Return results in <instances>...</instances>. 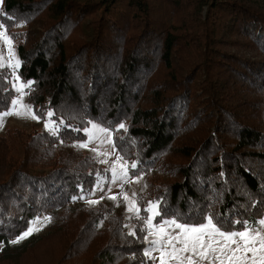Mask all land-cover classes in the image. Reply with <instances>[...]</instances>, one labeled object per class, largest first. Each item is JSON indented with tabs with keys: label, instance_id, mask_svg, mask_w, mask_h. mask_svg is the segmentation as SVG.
I'll return each instance as SVG.
<instances>
[{
	"label": "trees",
	"instance_id": "16d2710c",
	"mask_svg": "<svg viewBox=\"0 0 264 264\" xmlns=\"http://www.w3.org/2000/svg\"><path fill=\"white\" fill-rule=\"evenodd\" d=\"M163 6L168 12L160 15ZM0 23L15 42L32 109L55 122V131L0 138V261L13 260L15 251L22 257L40 240L33 233L12 243L30 221L69 205L96 182V164L87 156L72 161L68 154L48 172L34 170L48 149L87 139L84 130L95 121L112 132L132 176L150 172L163 154L185 158L176 168L165 162L179 177L160 199L154 196L164 218L199 223L212 215L234 229L241 225L230 221L259 220L264 6L254 0H3ZM230 32L244 45L237 54L219 52ZM15 97L12 71L2 66L0 112ZM11 151L24 156L7 159ZM90 214L89 224L104 217ZM116 227L101 250L109 257L103 264H153L141 253L142 241L132 240L137 234L121 235Z\"/></svg>",
	"mask_w": 264,
	"mask_h": 264
},
{
	"label": "rangeland",
	"instance_id": "374dc122",
	"mask_svg": "<svg viewBox=\"0 0 264 264\" xmlns=\"http://www.w3.org/2000/svg\"><path fill=\"white\" fill-rule=\"evenodd\" d=\"M156 1L159 2V0ZM163 1L164 0H161L162 5ZM254 1H257L261 6H264V0ZM2 6L3 0L2 3H0V12ZM163 8L166 10H160V12H158L160 15L168 12L166 6H163ZM189 12H192V9H189ZM202 15L204 16V13H202ZM15 29L18 30V27ZM19 29L22 30L23 27H20ZM0 32L10 37V34L5 27L0 29ZM226 37L227 39L222 43V38L218 36L219 42L222 43L221 46H219V52H231L237 54V51L242 50L244 45H237L236 42L237 39H239L238 37H240V34L230 32V35L227 36L226 34ZM11 41V46H9L3 37L0 36V58H2L3 67H8L12 71V84L16 91V97L14 99L20 101V104L17 105L16 111H21L23 105H31V103L28 100L27 84L18 74L20 60L17 54L16 45L13 39H11ZM9 47H11V53L9 52ZM244 53L246 54L245 57L251 58L253 52L249 51V48L245 45ZM17 89H20V91H17ZM8 110H11V107ZM46 124H48L49 127L46 128ZM93 124L105 128L101 123L95 121L92 122L87 129H91ZM36 130L55 131V122L50 119L40 118V120L37 121L30 116L9 115L4 117L2 123H0V138L9 141L17 132L19 135L23 134L21 140H24L25 137L29 138L28 136L31 133L36 132ZM109 132L110 138L113 140V134L110 130ZM97 135L101 139L104 138L103 134L97 133ZM82 143H87V147H78V145ZM93 149H95V151ZM41 150L43 151V148H41ZM103 153H109V155H103ZM68 154L71 156L70 160L72 161H79L86 158V156L89 157L94 164H96L95 171H98L96 173L97 176L95 177L96 182L94 180L91 181L89 187L87 186V191L83 192L80 198L71 201L69 205L66 204L54 209H48L30 221L28 228L33 227V221H37V218H39L38 222L34 225V230L31 234L40 233V240L22 257L15 255L17 253L15 251L13 254L17 259H14L13 257V260H2L0 261V264H103L108 261L109 257L103 258L101 250L105 247L108 249V241L110 240V237L112 238L113 236L111 231L117 229L116 225L121 227V235L130 236L129 233L135 230L137 239L132 240L136 242L139 241V244L142 241L140 249L143 255L144 250L149 247V242L157 238L154 233L148 237V242L143 240V236L145 235V233L141 231L144 227L143 220L137 218L135 215V208L133 212H129L127 210V205L130 202L135 201L138 202L139 208L142 210V208L145 209L149 206V201H157L154 196L160 199L161 193L168 183L171 185V183L179 177L178 170H168V164H165V162H168L170 167L176 168L178 167L179 162L185 161V158H178L176 152L163 154V156L161 155L157 161V164L159 165L154 163L150 172L137 175L140 177L138 182L136 179L137 176H132L130 168H128L129 182L123 184V187H121L120 181L112 182L111 173L106 170H109L115 164L118 157H123V159L120 160V164L129 166L128 161L116 149V147H113L112 144H101L99 139L89 141L88 137L85 140L71 141L59 150L48 149L43 154V163L35 165L34 170L48 172L52 170L54 161H57L62 157L67 159ZM13 155L18 159H21L24 156L21 152L17 153L11 151L7 159H15L13 158ZM161 157L163 158L161 159ZM105 160L107 163L101 162ZM2 164L0 163V168L4 169ZM173 165H175V167H173ZM157 191L158 194H156ZM240 192L242 193L243 191L240 190ZM124 194H127L128 200L124 199ZM112 196H116V199H111ZM90 200L98 201V203L90 204L88 202ZM162 205H164V203ZM246 211L247 212L245 213H252L250 209H247ZM90 213H103L104 217L97 219V221L100 222L93 219L92 223L89 224L91 219ZM148 215L150 214L143 210L140 212V217L146 218ZM48 217L51 219H45ZM169 218L176 217L168 216L165 219ZM261 218H264V211L259 219ZM160 220L161 219H158L157 216L155 218V223H159ZM85 225H90V228L88 227L89 230H84ZM109 226L112 227V230ZM138 228L139 230L137 232ZM180 231V229L174 230L175 233H179ZM82 237H86L87 241L77 240ZM116 239L117 238L114 240ZM1 249L2 246H0V250ZM151 255L159 257L161 253L153 251ZM124 261L125 260L123 259L120 263H123ZM152 262L153 264H160L159 260H152ZM167 264H177V262L175 260H168ZM203 264H208V261H204Z\"/></svg>",
	"mask_w": 264,
	"mask_h": 264
},
{
	"label": "snow or ice",
	"instance_id": "6c2138e0",
	"mask_svg": "<svg viewBox=\"0 0 264 264\" xmlns=\"http://www.w3.org/2000/svg\"><path fill=\"white\" fill-rule=\"evenodd\" d=\"M2 3V0H0ZM4 25L0 24V29ZM5 42L11 46V37L0 32ZM11 53V47H9ZM18 64V61H17ZM3 66L2 58H0V67ZM30 87V84L26 85ZM20 91V89H17ZM11 110L0 112V123L4 117L9 115L30 116L37 121L40 116L36 115L31 105H23L21 111H16L17 105L20 104L19 100H12L10 102ZM49 117L53 114L47 113ZM49 127L48 124L45 125ZM120 129H124L125 125L120 124ZM89 137V141L99 139L101 144L109 143L113 147L114 141L110 138L108 129L101 128L99 125L93 124L91 129L84 130ZM98 134H103L104 138L101 139ZM78 147H87V143H82ZM95 151V149H93ZM109 155V153H103ZM123 157H118L115 164L106 171H110L112 182L120 181L121 187L123 184L129 182V166L120 164ZM107 163V161H101ZM131 168H136L137 165L132 163ZM137 182L140 177H136ZM135 195V194H133ZM111 199L115 200L116 196ZM124 199L128 200L127 194H124ZM90 204L98 203V201L90 200ZM159 201H149V206L143 209L144 212L149 213L146 218L140 217L138 202H130L127 205V210L133 212L135 208V215L137 218L143 220L144 227L141 229L145 233L143 240L148 242V237L155 233L156 239L149 242V247L144 250V255L152 260H159L160 264H167L168 260H175L177 264H203L208 261V264H264V218L258 221L249 223L248 221L234 220L230 221L231 224H239V229L225 228L212 215H207L199 223L180 222L178 218H164V213L160 210ZM161 218L159 223H155V218ZM50 220L51 218H45ZM33 221V227H29L20 234L17 240L12 243H18L19 240L28 237L34 230V225L38 222ZM175 229H180L179 233H175ZM135 236L136 232L133 230L129 233ZM153 251L161 253L159 257L152 256ZM187 254V255H186Z\"/></svg>",
	"mask_w": 264,
	"mask_h": 264
}]
</instances>
